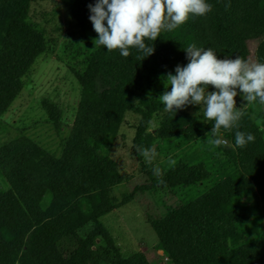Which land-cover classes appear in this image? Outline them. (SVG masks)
Listing matches in <instances>:
<instances>
[{"label": "trees", "instance_id": "1", "mask_svg": "<svg viewBox=\"0 0 264 264\" xmlns=\"http://www.w3.org/2000/svg\"><path fill=\"white\" fill-rule=\"evenodd\" d=\"M33 1L0 0V116L45 52L43 33L29 22ZM207 2L213 8L205 16H190L182 26L163 30L155 42L146 40L154 43L155 51L142 61L135 48L126 58L103 46L84 56L80 71H73L81 94L60 158L25 137L0 146V264H151L145 254L123 257L99 219L138 192L199 185L211 173L201 163H178L159 173L148 170V182L116 196L113 190L122 183L118 166L100 149L129 111L140 117L135 151L138 145L150 149L156 139L191 140L211 130L213 121L166 112L155 92L136 91L144 73L186 65L188 45L211 48L220 58L264 62V0ZM95 3H65L74 30L86 44L87 35L98 38L89 19L88 6ZM41 105L58 133L61 110L48 100ZM152 121L154 134L148 132ZM237 130L252 133L254 141L237 147ZM220 131L228 139L223 152L233 172L166 216L148 218L157 237L155 250L169 264H264V143L246 112L238 127ZM96 240L105 248L96 247Z\"/></svg>", "mask_w": 264, "mask_h": 264}, {"label": "rangeland", "instance_id": "2", "mask_svg": "<svg viewBox=\"0 0 264 264\" xmlns=\"http://www.w3.org/2000/svg\"><path fill=\"white\" fill-rule=\"evenodd\" d=\"M68 1L71 0H34L30 6L29 22L35 24L43 33L45 52L35 59L21 80L20 93L7 111L0 116V146L19 137H25L56 158H60L62 154L81 94L73 71H80L84 56L94 51L95 47L94 39L90 35H87L89 43L86 44L80 38V33L74 30L72 19L65 7ZM250 49L252 50V46ZM248 61L256 62L253 59ZM169 72L175 75V69L144 73L136 91L146 95L155 92L159 97L165 91L164 78ZM208 90L215 89L209 87ZM242 95L240 93L235 98L236 107L240 108L241 113L246 112L255 122L264 143V105L258 102L247 104ZM43 100H48L61 110L62 128L58 133L42 109ZM199 111L200 106L188 105L173 113L208 122L202 112L196 115ZM139 121L138 115L131 111L126 112L117 133L107 134L100 149L103 155L118 166L122 183L113 190L116 196L132 191L136 185L148 182L146 174L148 170L159 173L178 163H201L211 173L210 179L199 185L138 192L129 203L99 219L113 246L123 257L145 254L151 264H169L165 254L155 250L157 237L148 223V218L166 216L232 173L233 164L223 152L229 143L221 131L218 138L222 139L223 143L219 146L209 143L212 137L206 134L211 130L191 140L181 137L156 139L150 147L154 149L155 155L148 160L138 154L133 145ZM155 128L156 124L152 121L149 123L148 132L154 134ZM95 246L105 248V243L96 240Z\"/></svg>", "mask_w": 264, "mask_h": 264}, {"label": "clouds", "instance_id": "3", "mask_svg": "<svg viewBox=\"0 0 264 264\" xmlns=\"http://www.w3.org/2000/svg\"><path fill=\"white\" fill-rule=\"evenodd\" d=\"M89 17L98 38L93 40L94 49L103 46L108 51L119 50L128 57L135 48L144 60L154 51V43L162 30L171 31L182 26L190 16H205L213 6L207 0H96L89 4ZM230 3L225 5L227 10ZM188 63L177 65L175 75L164 78L165 91L158 99L166 112H176L188 105L200 106L198 115L213 121L209 143L219 146L221 128L238 127L242 117L236 107V97L242 93L247 104L264 105V62H249L243 57L220 58L211 48L190 44L184 49ZM209 87L215 89L209 91ZM171 89L170 91L168 89ZM252 133L235 132V144L243 148L254 141ZM138 154L151 160L154 149L136 146ZM174 163V161H170Z\"/></svg>", "mask_w": 264, "mask_h": 264}]
</instances>
